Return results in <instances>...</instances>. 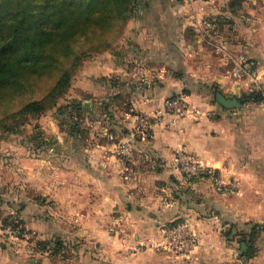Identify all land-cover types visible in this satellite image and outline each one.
<instances>
[{
    "label": "crops",
    "instance_id": "crops-1",
    "mask_svg": "<svg viewBox=\"0 0 264 264\" xmlns=\"http://www.w3.org/2000/svg\"><path fill=\"white\" fill-rule=\"evenodd\" d=\"M156 1L144 0L139 12H133L118 46L81 63L73 96L88 108L81 119L83 130L58 128L51 120L45 127L56 135L52 143L42 145L46 150L30 155L21 143L11 166L18 190L42 197L32 198L23 208L28 228L39 236L49 237L63 228L68 237L95 239L97 251H106L112 264L122 255L129 256L124 258L129 264H184L183 256L173 250L154 248L167 224L188 217L207 239L209 210L213 217L244 222L249 220L246 207L264 205V200L245 195L264 190L259 183L264 176L263 101L226 108L210 94L214 88L236 96L247 91L245 81L230 74L240 54L257 60L264 83V38L219 37L215 53L198 40L203 30L212 28L204 25L211 19L204 13L213 15L220 9L217 5L198 7L186 16L181 0H161L162 7H155ZM175 93L185 94L197 112L187 116L164 112L163 123L154 126L148 140L135 139L133 170L123 176L114 153L116 140L105 129L117 140L133 138L136 115L164 108L165 99ZM181 148L193 153L209 174L187 178L173 160ZM217 179L234 181L235 190L221 187ZM42 209L47 213L41 214ZM5 234L0 228V264H20L24 255L9 256ZM258 239L257 253L244 257V264H264V230ZM105 240L111 241V248L103 247ZM142 257L148 262L142 263ZM200 258L198 263L207 264L225 260L215 250Z\"/></svg>",
    "mask_w": 264,
    "mask_h": 264
},
{
    "label": "rangeland",
    "instance_id": "rangeland-1",
    "mask_svg": "<svg viewBox=\"0 0 264 264\" xmlns=\"http://www.w3.org/2000/svg\"><path fill=\"white\" fill-rule=\"evenodd\" d=\"M26 1L29 2L25 5ZM37 1L0 0V26L4 27V31L10 32L13 28L30 22L32 20L31 16L35 14V9L38 8ZM143 2L144 0H136L135 5L132 7L134 9H131L132 12L136 11L138 13ZM180 3L185 5L184 15L186 16L191 15L198 7L205 8L206 5H217L220 8L219 11L214 12L216 15L204 13V16L211 17L216 22H219L220 19V28L216 29L217 26H214V28H210L211 30H203L201 40H198L206 43V46L215 53L217 52V43L221 44L218 41L219 37L223 38L225 36L230 40L241 39L243 36L252 40L264 38V0H181ZM154 6L162 7L163 3L161 0H157ZM23 9L29 12H27V17L21 19ZM222 9L227 10V12H221ZM91 15L93 13L87 16L84 14L72 24L63 27L61 25L56 26L57 34L65 31V35L72 37L75 35L77 40L73 43L76 46L81 44L88 47L99 41L96 49H94V46L89 49V52L92 51L90 57L109 46H118L126 31L128 21L125 17L122 20L121 30L108 31L106 35L109 43H105L102 33L94 40L88 39L87 34L91 33L89 30L94 26V21L90 18ZM186 16H184V21ZM17 21L19 23L14 26ZM53 23L51 22L49 26L54 27ZM80 25H83V31H81ZM260 25L263 26V29L259 28ZM32 26L35 28L34 25ZM99 29L101 30V28ZM190 35L192 37V34ZM64 46L65 44L61 40V43L49 46V51L62 50ZM44 61L37 67L22 69L18 76L0 84V228L7 235L4 237V242L6 241L8 245L10 257H17L23 253L24 258L20 264H99V260H102L101 263L103 264H112L113 261L106 254V251H103V253L101 250L97 251V247L99 248L97 240L92 238L86 240L83 236L68 237L63 233V228H60L61 232L57 231L49 237L46 235L39 236L33 232L32 228H28L25 216L23 217L24 206H27L32 198L42 201V197L29 190L19 191V187L15 183V174L12 172L11 166L15 164V158L20 152L21 143H24V149L29 151L30 155L38 154L46 150L42 147L43 144L45 145V139L41 137L48 136L49 140L47 142L50 144L53 137H55L54 135H56L55 133L48 134L45 127L48 126L51 120L59 124L58 128L66 130H69L68 128L72 122L79 120L77 117L72 116L77 112L71 109L69 105L73 99H77L73 96V90L75 89L73 84L79 77L81 61H77L73 66L68 61L64 62L69 67L70 78L67 84L58 89L53 88L58 71L51 64L50 58L47 57ZM214 92L215 88L210 92L212 98H215ZM35 102L37 104L34 107H26L28 103ZM33 139L36 143L35 146L32 145ZM259 183L264 184V176L260 177ZM245 195L250 200H264L263 189L255 193L247 192ZM52 210L62 211V208L53 207ZM47 211L48 209H42L40 213L45 214ZM245 211L249 214V220L240 222L228 218L224 219L220 216L219 218L213 217L211 210H209V215L212 218L205 224L206 228L204 227V230L208 228L210 233L208 235L210 236L204 239L202 234L198 233L196 225H194L199 244L189 255H182L184 258L182 259L185 260L183 261L184 264H207L200 260L198 263L197 259H201V255L212 250H215L218 255H221L222 259H225L222 264H244L245 256L244 253H240V248L246 234L245 231L247 230L249 233L252 223H264V205L257 208L248 206ZM181 219H184V217L178 220ZM57 221L63 225L64 221L58 219ZM109 231L112 232L111 229ZM143 245L147 246V244ZM252 246L258 250L260 246L258 236L252 241ZM103 247L111 248V241L105 240V246ZM157 247L160 246L154 248L157 249ZM125 257L129 258V256L122 255V257H119L117 264H129L127 261L130 260H125ZM146 259V257L139 258L142 263L148 262V259ZM11 261L9 258V263H12ZM135 263L140 262L135 261Z\"/></svg>",
    "mask_w": 264,
    "mask_h": 264
},
{
    "label": "trees",
    "instance_id": "trees-1",
    "mask_svg": "<svg viewBox=\"0 0 264 264\" xmlns=\"http://www.w3.org/2000/svg\"><path fill=\"white\" fill-rule=\"evenodd\" d=\"M28 2L26 1L25 5ZM37 3L38 8L35 9V14L31 16L32 20L30 22H26L23 26L13 28L10 32L4 31V27L0 26V84L18 76L24 68L39 66L48 57L51 59L53 67L58 71L53 88L58 89L64 86L70 78L69 67L64 62L68 61L73 66L80 60L81 65L84 59L90 57L92 51L89 52V49H92L93 46L96 49L99 41L95 45L88 47H84L81 44L76 46L73 43L77 40L75 35L74 37L65 35V31L57 34L56 26L61 25L63 27L72 24L82 15L85 14L87 16L93 13L90 18L94 21V26L89 30L91 33L87 34L88 39L94 40V38H98L100 33H102L104 42L109 43L106 35L107 32L115 29L121 30L123 26L122 20L125 17L128 19L130 14L132 15L134 12H132L134 9L132 7L135 5L136 0H38ZM27 12L29 11L22 10L23 16H21V19L28 16ZM51 22H54V27L49 26ZM18 23L17 21L14 26ZM219 23H221L220 19ZM80 29L83 31V25H80ZM61 40L65 44L62 50L49 51V46L57 45L61 43ZM217 90L220 89L216 88ZM238 97L242 103L246 101H262L264 99V93L261 89H253L242 93ZM36 104L37 102L28 103L26 107L32 108ZM69 107L77 112V114H73L72 116L77 117L79 122H72L73 126L71 124L68 129L72 132H81L83 130L81 127L82 115L88 108L78 99H73ZM41 138L45 139V144L49 140L48 136ZM35 144V140L33 139L32 145L35 146ZM209 171L206 169L201 172L198 178L207 176ZM191 180H195V178ZM180 218L182 217L178 219ZM249 230V233L247 230L245 231L246 234L243 238V241L248 246L243 254L247 258L253 257L257 253V249L252 246V241L264 230V223H252Z\"/></svg>",
    "mask_w": 264,
    "mask_h": 264
},
{
    "label": "built area",
    "instance_id": "built-area-1",
    "mask_svg": "<svg viewBox=\"0 0 264 264\" xmlns=\"http://www.w3.org/2000/svg\"><path fill=\"white\" fill-rule=\"evenodd\" d=\"M204 25L214 27L217 22L215 19H205ZM230 74L236 79H243L248 90L261 89L264 93V83L261 81L259 64L256 59L244 54L238 55L230 67ZM264 104V99L262 100ZM164 112L175 116H187L196 113V108L192 107L185 94L179 93L171 95L165 99V106L153 113L141 112L136 115V124L134 126L133 138L118 139L117 135L110 129H105V134L114 142V153L120 166V173L129 177L133 170L131 157L135 150V139L139 137L142 140H148L154 131V126L163 123ZM175 165L184 173L187 178H198V175L205 171L207 167L201 163L193 153L181 148L178 149L173 157ZM217 183L229 191H234L236 184L234 181ZM169 203V199H164ZM199 244V238L194 229L193 221L184 217V219L174 221L166 225L163 230V238L160 242L152 245L160 246L173 250L178 255H189Z\"/></svg>",
    "mask_w": 264,
    "mask_h": 264
},
{
    "label": "water",
    "instance_id": "water-1",
    "mask_svg": "<svg viewBox=\"0 0 264 264\" xmlns=\"http://www.w3.org/2000/svg\"><path fill=\"white\" fill-rule=\"evenodd\" d=\"M215 98L226 108H236L242 106V102L236 95H227L221 90L215 92ZM88 102V101H87ZM89 105L88 103H85ZM248 246L245 241L241 243L240 253H244L247 250Z\"/></svg>",
    "mask_w": 264,
    "mask_h": 264
}]
</instances>
